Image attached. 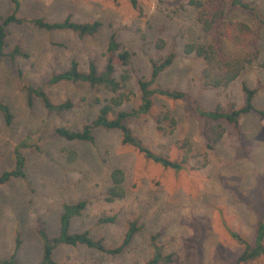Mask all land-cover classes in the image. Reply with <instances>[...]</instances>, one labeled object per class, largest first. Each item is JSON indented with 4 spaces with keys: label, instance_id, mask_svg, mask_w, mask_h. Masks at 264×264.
Segmentation results:
<instances>
[{
    "label": "rangeland",
    "instance_id": "374dc122",
    "mask_svg": "<svg viewBox=\"0 0 264 264\" xmlns=\"http://www.w3.org/2000/svg\"><path fill=\"white\" fill-rule=\"evenodd\" d=\"M21 0L20 15L59 21L67 15L79 22L99 20L102 27L93 36L80 37L69 30L48 31L31 24H12L7 31V49L19 44L29 55L17 63L35 85L46 84L51 73L67 68L75 58L81 70L93 60L101 70L109 34L115 33L121 46L131 53L125 68L133 92L123 108L139 103L138 78L150 74V60L176 52L173 64L162 72L158 84L188 92L204 109L219 104L224 109L244 101L241 84L257 87L254 105L264 108V26L251 14L228 9L229 19L248 22L258 32L260 57L225 88L202 86L199 72L202 60L186 55L189 42L207 40L195 20L190 0ZM264 14V0H253ZM11 10L9 0H0V16ZM116 67V76L125 70ZM54 102L66 98L75 107L61 113L48 112L37 98L29 106L25 92L15 83L7 62L0 66V99L14 113L6 126L0 115V173L13 165L14 144L26 134L39 149H26V177L0 184V260L13 252L16 231L21 244L17 259L35 264L41 256V241L35 231L38 219L45 222L50 236L58 232L62 204L85 200L81 216L72 220L71 231L89 230L107 245L118 244L132 220L140 229L126 250L108 256L82 246H60L54 258L58 264H143L150 258V236L172 262L164 264H226L235 260L241 246L230 235L237 231L251 239L258 215L264 211V119L250 114L240 119L236 130L224 120L214 122L197 116L180 100L155 98L153 112L168 108L176 119L170 134L155 129L149 117L130 122L134 134L153 151L186 162L180 170L165 168L120 142L118 131H95V142L65 140L52 135L58 126L80 129L98 110L94 98H108L102 87L87 83H61L45 86ZM222 130L212 149L207 138L214 125ZM75 150V161L67 151ZM125 171L127 193L109 202L105 190L112 168ZM101 217H114L101 223ZM248 264H264V257Z\"/></svg>",
    "mask_w": 264,
    "mask_h": 264
},
{
    "label": "trees",
    "instance_id": "16d2710c",
    "mask_svg": "<svg viewBox=\"0 0 264 264\" xmlns=\"http://www.w3.org/2000/svg\"><path fill=\"white\" fill-rule=\"evenodd\" d=\"M11 10L0 16V66L7 62L13 75V79L20 89L25 92L27 103L30 106L37 98L41 105L53 113H61L74 108L75 103L66 98L61 102H54L45 86L61 83H87L92 88L102 87L110 93L108 98L96 96L94 103L98 105L95 117L84 123L80 129H71L58 126L52 130V135L65 140L82 142H95V131H118L120 142L132 147L145 158L165 168L180 170L184 167L185 158L181 161L157 153L150 148L139 136L134 134L130 122L140 117L149 116L154 121L155 129L162 134L172 133L176 127V119L171 111L166 108L156 113L153 112L155 98L162 97L169 100H180L187 103L190 110L197 116L219 122L224 120L236 130L243 116L255 114L264 119V108L254 105V97L258 93L257 87H249L241 84L244 94L243 103L222 108L217 104L212 109H204L198 104V100L188 92L165 88L160 86L158 78L162 72L168 69L176 58V52L170 50L165 57L150 60V74L147 78H138L139 103L130 109H125V103L131 100L133 92L128 88L130 75L125 68L131 63V53L121 46L115 33L109 34L105 46V63L98 70L95 62L89 60L87 69L81 70L79 63L72 58L66 69L51 73L46 84L35 85L31 82L18 65V58L29 57L19 44L7 49V31L12 24H31L48 31L69 30L80 37L93 36L102 27L99 20L79 22L67 15L59 21H48L41 17H27L20 15L21 0H9ZM133 8H139L138 0H129ZM195 9V20L207 40L189 42L183 47L186 55H194L202 60L199 78L203 87L207 89L225 88L235 81L248 67L256 63L260 57L259 36L248 22L241 19H229L228 9H236L252 15L258 26H264V14L253 0H190ZM124 67L125 70L116 76V67ZM0 115L6 126L14 121V113L11 107L0 99ZM222 130L219 124L214 125L207 138V147L212 149L220 140ZM26 149H39L30 134L21 137L12 149L13 165L10 169L0 173V184L12 179H24L26 173ZM75 150L67 151V160L75 161ZM125 171L120 167H114L109 174V186L105 190V199L109 202L124 198L127 193L125 185ZM85 200L72 203H64L58 219V232L50 236L47 233L45 222L38 219L35 231L41 241V256L35 264H58L54 258L55 250L60 246H82L100 252L108 256L122 254L132 242L141 225L137 220L129 222L122 240L116 245H107L102 238L94 237L89 230L71 231V222L81 216L86 207ZM114 217H101L99 222H112ZM230 235L241 246L239 255L233 261L226 264H248L260 257H264V211L258 215L254 233L251 239L244 237L237 231H231ZM21 244L20 233L16 231L13 252L0 260V264H23L16 255ZM151 255L143 264H164L172 262V254H165L157 243V234L150 236Z\"/></svg>",
    "mask_w": 264,
    "mask_h": 264
}]
</instances>
